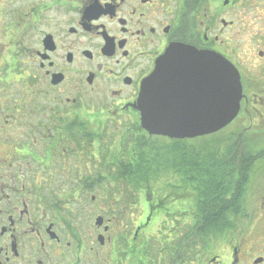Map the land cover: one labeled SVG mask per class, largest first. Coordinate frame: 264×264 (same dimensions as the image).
Instances as JSON below:
<instances>
[{
	"label": "flooded vegetation",
	"instance_id": "flooded-vegetation-1",
	"mask_svg": "<svg viewBox=\"0 0 264 264\" xmlns=\"http://www.w3.org/2000/svg\"><path fill=\"white\" fill-rule=\"evenodd\" d=\"M0 13L14 68L0 94V264H264V186L220 187L232 216L210 234H191L188 185L141 190L134 212L90 195L103 142L119 152L109 163L134 160L141 87L172 46L231 61L241 117L264 119V0H0Z\"/></svg>",
	"mask_w": 264,
	"mask_h": 264
},
{
	"label": "trees",
	"instance_id": "trees-1",
	"mask_svg": "<svg viewBox=\"0 0 264 264\" xmlns=\"http://www.w3.org/2000/svg\"><path fill=\"white\" fill-rule=\"evenodd\" d=\"M239 123L243 126L242 122ZM237 128L202 137V141L173 140V143L158 138L149 139L147 134H143L141 144L137 146L140 148L137 153L139 159L113 162L115 173L109 181L137 191L146 190L151 198L152 190L160 187L157 182L163 176L159 175L168 173L172 167L179 176L181 186L196 189L192 195L195 200L192 213L196 214L192 234L214 233L220 220L232 215L226 207L219 205V198L226 194L218 189L223 186H248L252 173L264 168V149L260 148L264 137L257 136L258 130L240 131ZM163 180L168 181V178ZM110 194L114 196L113 191ZM240 212L241 208L237 213L241 215Z\"/></svg>",
	"mask_w": 264,
	"mask_h": 264
},
{
	"label": "water",
	"instance_id": "water-1",
	"mask_svg": "<svg viewBox=\"0 0 264 264\" xmlns=\"http://www.w3.org/2000/svg\"><path fill=\"white\" fill-rule=\"evenodd\" d=\"M189 96L199 98L197 106ZM242 99L241 75L231 61L214 52L178 45L168 49L144 80L136 106L150 135L184 139L227 127L237 118ZM102 223L98 217L96 224ZM98 239L104 242L102 235Z\"/></svg>",
	"mask_w": 264,
	"mask_h": 264
},
{
	"label": "rangeland",
	"instance_id": "rangeland-1",
	"mask_svg": "<svg viewBox=\"0 0 264 264\" xmlns=\"http://www.w3.org/2000/svg\"><path fill=\"white\" fill-rule=\"evenodd\" d=\"M254 17H255L254 15H251L249 18H250V20H252V19H254ZM4 19H5L4 16L0 17V49L2 48V50L4 49V46L2 44L4 42V39H3L1 23L4 21ZM259 19H262V17L261 18L256 17V21H258ZM247 30L250 31V29H247ZM242 38H244L245 40H248L247 35H243ZM249 44L246 43V50H247L248 55L252 56V51H251L252 48H251V44L250 45ZM9 69H11V67H9ZM2 72H3V70L0 67V79L3 77ZM0 84H1V82H0ZM1 85H3V83ZM1 92H2V87H0V93ZM259 102H264V100H261ZM254 110H256V109H254ZM254 110H252L253 117L248 115V118H246V119L244 118L245 124L243 126H240V124H239L237 130H240V129L244 130V131H248V130H252V131L254 130L255 131V130H258L259 132L256 133L257 136L258 137H260V136L264 137V119L260 118V113L261 112L254 111ZM261 110L262 111L264 110V105L261 106ZM1 112L2 111L0 110V118L2 117L1 116ZM5 119H8V116ZM244 120H242L241 122H243ZM236 122H237V120L232 125L226 127V129L224 131H226V132L232 131L234 129V126H235ZM260 131H262V132H260ZM161 140H163V138ZM196 140L202 141L201 138H197ZM103 169H104V167H103ZM261 171H264V169H261L258 173H260ZM253 173H255V172H253ZM253 173H252V177H251V181H250V187H251L250 192L254 193L255 190L258 188V193H259V188L264 186V182H263V180H264L263 177L264 176L261 178V177H259V174L257 173V175L254 177ZM104 186L106 188H108V189H105ZM100 187H97V191L95 193L90 194V195H93V196H95V198H97V197H99L100 195H102L105 192V193H107L108 195L111 196L110 193H111V191H113L114 199H112L110 202H114L116 204V208L117 209L123 210V208H124L123 206H126V211H128V212H134L135 211L134 207L132 206L133 203L138 201L137 200L138 196L136 195L138 193L135 192V190L129 189L130 193H128V191L126 190L127 187L125 185L121 184V185L117 186L116 184H113L111 181L108 182L106 180H104L103 182H100ZM252 196L253 195H251V197ZM251 199L248 200V208L250 206ZM243 202H244V200H243ZM100 204H102V203L100 202ZM169 227L170 226H168V228ZM133 230H134V228H133ZM144 233L145 232L143 231V234ZM157 234H158V232H157ZM95 245L97 247H99V244L97 242V238L96 237H95Z\"/></svg>",
	"mask_w": 264,
	"mask_h": 264
}]
</instances>
